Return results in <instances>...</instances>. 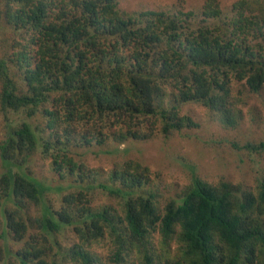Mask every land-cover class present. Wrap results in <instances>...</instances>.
I'll return each mask as SVG.
<instances>
[{
    "label": "trees",
    "instance_id": "obj_1",
    "mask_svg": "<svg viewBox=\"0 0 264 264\" xmlns=\"http://www.w3.org/2000/svg\"><path fill=\"white\" fill-rule=\"evenodd\" d=\"M120 1L0 0V264H264V173L248 187L192 170L165 198L139 161L105 179L76 160L95 144L192 129V105L238 129L264 96V0H239L232 16L207 0L213 26ZM230 143L264 154V140ZM38 155L72 179L58 210L24 169Z\"/></svg>",
    "mask_w": 264,
    "mask_h": 264
},
{
    "label": "rangeland",
    "instance_id": "obj_2",
    "mask_svg": "<svg viewBox=\"0 0 264 264\" xmlns=\"http://www.w3.org/2000/svg\"><path fill=\"white\" fill-rule=\"evenodd\" d=\"M207 0H121L119 7L126 11H181L185 17L192 13V25H216L217 19H205L202 10ZM224 15L232 16V6L239 0H217ZM200 23V24H199ZM243 121L238 129L225 128L214 113L199 106H187L184 115H192L196 127L185 129L165 138L156 134L147 141H130L123 145L108 143L79 149L76 160L86 162L91 170L101 172L107 178L118 161L135 160L152 171L151 184L158 187L165 198L177 197L190 184L192 170L209 182L226 177L236 183L252 187L264 173V154H250L236 150L231 141L245 144L264 140V96L249 101L243 109ZM3 118L0 116V129ZM1 133V132H0ZM41 155L24 169L47 187L45 200L55 210L62 207V197L74 187L72 179H61L51 170V161H43ZM29 170V172H28ZM0 160V179L6 172ZM29 173V174H30ZM32 216L40 214L34 209ZM74 234L63 235L67 246L73 245ZM11 248L18 249L8 240Z\"/></svg>",
    "mask_w": 264,
    "mask_h": 264
}]
</instances>
